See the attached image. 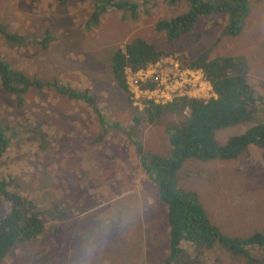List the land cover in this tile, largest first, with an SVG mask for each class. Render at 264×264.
<instances>
[{
	"label": "rangeland",
	"instance_id": "rangeland-1",
	"mask_svg": "<svg viewBox=\"0 0 264 264\" xmlns=\"http://www.w3.org/2000/svg\"><path fill=\"white\" fill-rule=\"evenodd\" d=\"M96 1L0 0V26L22 38L17 43L0 35V59L28 77L56 84L26 90L20 104L0 87V122L6 126L0 178L9 191L43 212L44 224L34 249L25 248L28 242L16 243L0 264H146L145 251L152 264H161L165 206L143 164L144 156H166L168 133L178 116L169 113L141 124L133 137L140 152L123 129L147 101L161 105L179 88L189 96L213 97L196 72L167 84L170 68L161 66L165 58H170L168 65L182 68L181 59L207 49L210 56H242L245 81L264 121V0H249L248 15L234 36L220 35L227 18L216 9L198 16L190 30L170 41L154 24L185 12L188 0H128L137 4L134 17L109 8L88 26ZM134 37L167 54L143 72H126L127 92L112 79L108 57ZM156 73L160 83L153 91L136 90L134 81L153 82L149 76ZM84 89L96 111L69 95ZM114 122L123 129L108 128ZM251 124L226 127L214 137L222 145ZM176 186L196 194L222 235L264 233V147L248 145L234 159L187 158L176 172ZM61 204L67 205V215ZM7 209L9 203L0 200V217ZM201 251L198 264H243L241 255L230 256L216 245Z\"/></svg>",
	"mask_w": 264,
	"mask_h": 264
},
{
	"label": "trees",
	"instance_id": "trees-1",
	"mask_svg": "<svg viewBox=\"0 0 264 264\" xmlns=\"http://www.w3.org/2000/svg\"><path fill=\"white\" fill-rule=\"evenodd\" d=\"M64 3L65 0H60ZM257 1V0H253ZM189 8L173 19H160L155 23V29L162 31L166 40L170 41L190 30L198 16L206 15L213 10H220L226 16V23L220 35H236L249 12V0H188ZM109 8L129 13L136 12L137 4L128 0H97L89 18L88 26L98 22V16ZM0 35L7 41L21 43L22 38L11 34L0 26ZM45 47V42H41ZM164 49L153 43L134 37L116 48L108 57V69L117 87L126 90L124 68L134 72L145 69L165 56ZM183 58V57H182ZM242 56L209 55L208 49L193 59H181L183 68L190 70L200 69L202 76L210 86L214 97L207 99L173 96L161 105L147 102V106L139 110V117L132 118L133 123L122 128L121 124H110L115 129L121 128L135 143L140 152L141 144L133 139L141 131L138 125L153 121L158 116L176 114L178 119L172 124L168 133L166 156L151 154L144 156L143 164L147 173L153 174V183L162 202L166 205V222L168 231V254L161 264H172L182 255L183 250L178 248L174 240H186L195 245L196 249L209 250L216 245L227 250L228 254L241 255L243 264H264V233L252 232L249 235H222L217 227L210 223L202 205L193 191H183L176 186V169L185 158L192 157L198 160L234 159L249 144L264 147V121L258 117L259 110L255 103L249 85L245 81V65ZM54 83L28 77L20 70L11 67L0 59V87L10 93L17 104H20L22 94L30 89H48ZM138 89L152 90L155 82L144 81L139 83ZM60 91L59 88H57ZM68 91V88H66ZM87 90H79L69 95L75 99L84 100L94 111L95 102L92 96L86 95ZM99 112V111H98ZM252 123L244 131L227 138L224 144L219 145L214 139V133L222 128L236 124ZM139 129H135V127ZM5 125L0 122V140L3 142ZM105 130L108 129L104 125ZM135 132V134H134ZM11 180V178H10ZM0 178V200L8 202L9 209L0 217V263L16 243L25 245L26 249H34L33 243L43 233V212L37 211L31 202L17 192L9 191L6 183ZM62 214L67 215L66 205H61ZM248 246L254 252L247 250ZM27 256L28 250L23 249ZM44 252V255H48ZM149 252L143 257L146 264H152ZM196 256H182L181 264H195Z\"/></svg>",
	"mask_w": 264,
	"mask_h": 264
},
{
	"label": "clouds",
	"instance_id": "clouds-1",
	"mask_svg": "<svg viewBox=\"0 0 264 264\" xmlns=\"http://www.w3.org/2000/svg\"><path fill=\"white\" fill-rule=\"evenodd\" d=\"M170 58H165L164 59V62L162 63V67H164L163 65H166V67H168V68H170L169 69V75H171V74H173V73H175L176 74V76L179 74V73H182V72H185V73H188V74H191V75H193V77H195V75H196V69L195 70H190V69H187V68H179L178 67V64L176 65V67H173V66H171V65H168L167 64V62L166 61H168ZM163 61V60H162ZM156 63V62H155ZM154 64V63H153ZM152 65V64H151ZM150 66H147L145 69H142V70H137V71H134V72H132V71H130L128 68H125V72H127V73H135V72H138L139 71V73L140 72H143V71H145V70H147L148 68H149ZM193 72V73H192ZM188 74H187V76H188ZM149 77H152V75L151 76H149ZM141 81V80H140ZM140 81H138V82H136L137 84L135 85V87H136V90L138 89V87L137 86H139V83H140ZM206 82V81H205ZM207 83V82H206ZM208 84V83H207ZM208 86H209V84H208ZM209 88H210V86H209ZM154 89V88H153ZM152 89V90H153ZM127 90V89H126ZM139 90V89H138ZM152 90H148V91H152ZM178 93H181V95L182 96H184V97H195V98H203V97H197V96H189V95H187V90L184 88V87H182V88H179V89H177V90H175L174 91V93L172 94V96L170 97V99L173 97V96H177V94ZM171 94V93H170ZM213 97H214V95H213ZM170 99H167V100H165V101H168V100H170ZM203 99H206V98H203ZM164 101V102H165ZM163 102V103H164ZM237 125V124H236ZM234 126V125H233ZM222 129H224V128H222ZM222 129H219V130H222ZM219 130H217V131H219ZM216 131V132H217ZM216 132L214 133V136H215V134H216ZM238 134V133H237ZM234 135V134H233ZM214 139H215V137H214ZM215 141H216V139H215ZM226 141V140H225ZM224 141V142H225ZM217 142V141H216ZM224 142L222 143V144H224ZM218 143V142H217ZM249 145H251V144H249ZM247 147V146H246ZM245 147V148H246ZM189 158H192V157H189ZM185 159H187V158H185ZM184 159V160H185ZM183 160V161H184ZM183 161L181 162V164L183 163ZM181 164H180V166H181ZM180 166L178 167V168H180ZM178 171V169H176V172ZM157 196H158V193H157ZM158 199L160 200V198H159V196H158ZM161 201V200H160ZM162 202V201H161ZM8 203V202H7ZM163 204H164V206H165V214H164V220L166 219L165 218V216H166V210H167V208H166V205H165V203L164 202H162ZM10 205V204H9ZM61 205H66V204H61ZM116 206H119V204L117 203L116 204ZM66 207H67V205H66ZM168 231H169V227H167V231L165 232V235H164V240H165V246H164V248H163V259H164V257L168 254ZM173 241H174V243L177 245V247L178 248H180V249H182L183 250V253H182V255H180L178 258H176L173 262H172V264H181L182 263V256L184 255V256H186V257H189V256H196L197 255V261H196V263L195 264H198V256L200 255V253H199V251H200V249L198 250V249H196V247H195V245H192V244H189V241H186V240H183V241H181V240H174L173 239ZM183 243H185V244H183ZM182 244H183V247H182ZM14 246V245H13ZM189 247V248H188ZM188 248V249H187ZM247 250L249 251V252H252L251 251V248L248 246V248H247ZM8 253V252H7Z\"/></svg>",
	"mask_w": 264,
	"mask_h": 264
},
{
	"label": "built area",
	"instance_id": "built-area-1",
	"mask_svg": "<svg viewBox=\"0 0 264 264\" xmlns=\"http://www.w3.org/2000/svg\"><path fill=\"white\" fill-rule=\"evenodd\" d=\"M164 61H161V66H162V63H163ZM157 63V62H156ZM156 63H154V64H152V65H149L150 67L151 66H155L156 65ZM175 65V64H174ZM159 70H160V68H158L157 67V73L159 72ZM137 73H139V71L138 72H135V73H130L131 75H136ZM154 74V75H152V78H153V82H155V87H154V89L159 85V83H160V80H159V74ZM183 73H185V72H182V73H179L177 76H176V74L175 73H173V74H171V75H169V78H167L168 79V81H167V84H169L172 80H175V78H180V76H182L183 75ZM191 75V74H190ZM186 77H188L187 76V74H186ZM134 83H136V81H134ZM153 89V90H154ZM152 90V91H153ZM167 91V90H166Z\"/></svg>",
	"mask_w": 264,
	"mask_h": 264
},
{
	"label": "bare ground",
	"instance_id": "bare-ground-1",
	"mask_svg": "<svg viewBox=\"0 0 264 264\" xmlns=\"http://www.w3.org/2000/svg\"><path fill=\"white\" fill-rule=\"evenodd\" d=\"M126 68V67H125ZM125 68H124V75H125ZM196 73L198 74V76L202 79V80H204V78H203V76H202V71L200 70V69H196ZM130 76H131V74L130 73H128ZM126 81V80H125ZM205 81V80H204ZM207 82V81H206ZM138 92H140V93H143V94H148L149 93V91H148V89H139V90H137ZM128 92V91H127ZM148 102V101H147ZM132 106V105H131ZM130 123H133L132 121L130 122ZM147 124V122H143V120H140L139 121V123H138V125H139V127H140V125L141 124Z\"/></svg>",
	"mask_w": 264,
	"mask_h": 264
},
{
	"label": "flooded vegetation",
	"instance_id": "flooded-vegetation-1",
	"mask_svg": "<svg viewBox=\"0 0 264 264\" xmlns=\"http://www.w3.org/2000/svg\"><path fill=\"white\" fill-rule=\"evenodd\" d=\"M154 27H155V24H154ZM88 237V235L85 236V238Z\"/></svg>",
	"mask_w": 264,
	"mask_h": 264
},
{
	"label": "crops",
	"instance_id": "crops-1",
	"mask_svg": "<svg viewBox=\"0 0 264 264\" xmlns=\"http://www.w3.org/2000/svg\"><path fill=\"white\" fill-rule=\"evenodd\" d=\"M125 133V132H124Z\"/></svg>",
	"mask_w": 264,
	"mask_h": 264
}]
</instances>
